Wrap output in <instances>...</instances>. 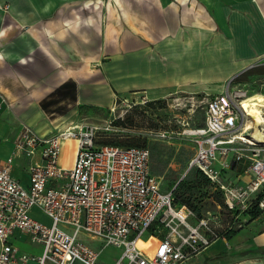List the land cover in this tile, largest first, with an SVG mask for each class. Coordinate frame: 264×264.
<instances>
[{
    "label": "crops",
    "instance_id": "0c3cea01",
    "mask_svg": "<svg viewBox=\"0 0 264 264\" xmlns=\"http://www.w3.org/2000/svg\"><path fill=\"white\" fill-rule=\"evenodd\" d=\"M259 58L264 0H0V92L7 102L0 163L13 156L23 124L48 134L73 126L81 108L187 89L200 75L226 73L227 60ZM73 150H61V166L72 165ZM25 160H13L11 170L22 185L29 183ZM230 236L195 258L224 254L228 264H264V216Z\"/></svg>",
    "mask_w": 264,
    "mask_h": 264
},
{
    "label": "built area",
    "instance_id": "2783aa9c",
    "mask_svg": "<svg viewBox=\"0 0 264 264\" xmlns=\"http://www.w3.org/2000/svg\"><path fill=\"white\" fill-rule=\"evenodd\" d=\"M6 104L0 92V112ZM240 104L230 90L208 96L204 125L191 131L195 144L188 168L209 180L234 219L221 228L217 216L199 217L177 203L175 186L161 189L147 148L97 145L98 128L90 125L42 135L23 124L14 150L31 160L29 183L12 175L13 156L0 163V264H99V252L81 234L121 248L113 264H184L224 239L233 225L243 228L250 211L264 216V142L250 140ZM71 140L73 163L64 167L62 143ZM34 209L49 223L32 216ZM151 236L150 251L136 246ZM24 240L34 249L21 251L16 243Z\"/></svg>",
    "mask_w": 264,
    "mask_h": 264
},
{
    "label": "rangeland",
    "instance_id": "374dc122",
    "mask_svg": "<svg viewBox=\"0 0 264 264\" xmlns=\"http://www.w3.org/2000/svg\"><path fill=\"white\" fill-rule=\"evenodd\" d=\"M226 64V73L204 78L200 75L193 79L187 89L135 92L116 97L114 104L107 109L81 108L74 122V125L98 128L97 145L147 148L151 157V170L162 179L161 189L169 191L175 186L177 203L189 204L200 216H217L215 221L220 228L232 225L234 219L225 211L219 193L210 185L199 182L196 169L188 168L195 144L191 131L204 125L203 112L208 96L230 90L233 96L236 95L248 105L264 103V58L244 61L242 64L237 60H227ZM73 143L66 142L63 148L71 144L74 146ZM13 160L21 163L26 161L25 155L18 150L13 153ZM31 215L49 223L39 210H32ZM241 229L235 224L230 231L236 234ZM223 237L228 238L227 235ZM80 239L99 252V264H113L121 255V248L103 245L99 240L84 234H81ZM154 241L152 237L149 240L141 238L139 245L150 248ZM16 245L24 251V244ZM224 257V254L219 258L203 254L193 262L190 260L184 264H228ZM240 261L241 257L234 262Z\"/></svg>",
    "mask_w": 264,
    "mask_h": 264
},
{
    "label": "bare ground",
    "instance_id": "6f19581e",
    "mask_svg": "<svg viewBox=\"0 0 264 264\" xmlns=\"http://www.w3.org/2000/svg\"><path fill=\"white\" fill-rule=\"evenodd\" d=\"M240 108L242 109L246 118V127L250 130L255 129L251 133L252 138H250V140L257 139L260 142H264V103L259 105H248L247 103L242 101L240 104ZM151 237L152 240H155L154 236ZM140 239L141 238L137 240L136 246L144 252L150 251V248H148L146 245H139Z\"/></svg>",
    "mask_w": 264,
    "mask_h": 264
},
{
    "label": "trees",
    "instance_id": "16d2710c",
    "mask_svg": "<svg viewBox=\"0 0 264 264\" xmlns=\"http://www.w3.org/2000/svg\"><path fill=\"white\" fill-rule=\"evenodd\" d=\"M150 169H151V167H150ZM196 171H197V176L196 177L199 180V182L202 183V184H204V185H210L209 180L199 170L196 169ZM151 172L153 173L152 170H151ZM157 176H159V175H157ZM180 183L181 182H179V184ZM184 204H186V203H184ZM186 205L189 206L190 208H192L193 211L196 212V214L200 217V214L195 210L194 207L190 206L189 204H186ZM250 214H251V219H254V218L260 216V213L258 211H255V210L254 211H250ZM232 234H234L232 230L225 233V235H227L228 237H230V235H232Z\"/></svg>",
    "mask_w": 264,
    "mask_h": 264
}]
</instances>
